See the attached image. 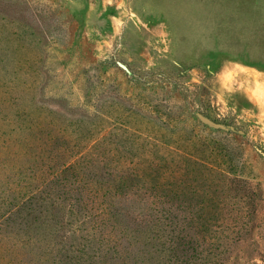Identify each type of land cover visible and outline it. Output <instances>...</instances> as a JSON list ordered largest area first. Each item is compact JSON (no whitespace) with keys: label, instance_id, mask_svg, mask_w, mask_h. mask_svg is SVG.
<instances>
[{"label":"rangeland","instance_id":"374dc122","mask_svg":"<svg viewBox=\"0 0 264 264\" xmlns=\"http://www.w3.org/2000/svg\"><path fill=\"white\" fill-rule=\"evenodd\" d=\"M57 176L21 262L264 264V0H0V227Z\"/></svg>","mask_w":264,"mask_h":264},{"label":"trees","instance_id":"16d2710c","mask_svg":"<svg viewBox=\"0 0 264 264\" xmlns=\"http://www.w3.org/2000/svg\"><path fill=\"white\" fill-rule=\"evenodd\" d=\"M65 171V170H64ZM67 171V170H66ZM59 175V174H58ZM58 177V178H57ZM54 177L47 181L45 185H42L40 190H37L32 195L27 197L24 201L19 203L15 209L9 214V217L5 220L4 224L0 227V256L3 257V260L5 258H8L7 264H29L28 262H21L18 257V251L21 249L25 251L26 253H31V250L27 247L30 243L36 242L33 238L32 239H26V240H18L17 242H12L11 236L16 235L14 233H11V229L13 228V225L15 223V219L18 214H21V211L23 210H29L33 206L37 205L41 201L40 194L45 191V189L48 191L51 190L52 186L57 185V180H59L60 176ZM65 194V193H64ZM87 202V203H86ZM82 205L84 202L81 203ZM86 207L88 204V201H85ZM70 206V203H69ZM73 205L70 206V208ZM62 208L61 206H59ZM68 213H71V210H68ZM95 219V216H94ZM93 232L90 241L94 242L96 241V237H101L100 241L106 242H117L120 241L121 238H117L116 233L114 232L116 230L115 225L112 223V218L109 213V206L106 205L102 207L101 210L96 213V219L93 223ZM103 231V235L101 233ZM95 233L99 234V236H95ZM25 241V242H24ZM7 245V246H6ZM102 248L100 246H97L96 251H100ZM20 255V254H19ZM1 264V263H0Z\"/></svg>","mask_w":264,"mask_h":264},{"label":"crops","instance_id":"0c3cea01","mask_svg":"<svg viewBox=\"0 0 264 264\" xmlns=\"http://www.w3.org/2000/svg\"><path fill=\"white\" fill-rule=\"evenodd\" d=\"M249 69H251V68H249ZM251 70H253V69H251ZM257 73H259L258 75H261L262 74L261 72H257Z\"/></svg>","mask_w":264,"mask_h":264}]
</instances>
